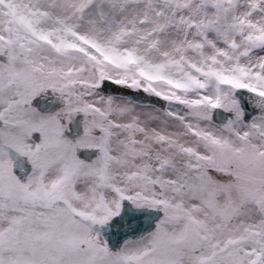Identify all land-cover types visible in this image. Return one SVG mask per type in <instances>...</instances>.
Wrapping results in <instances>:
<instances>
[{
    "label": "snow or ice",
    "instance_id": "obj_1",
    "mask_svg": "<svg viewBox=\"0 0 264 264\" xmlns=\"http://www.w3.org/2000/svg\"><path fill=\"white\" fill-rule=\"evenodd\" d=\"M0 264H264V0H0Z\"/></svg>",
    "mask_w": 264,
    "mask_h": 264
}]
</instances>
